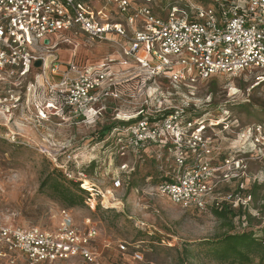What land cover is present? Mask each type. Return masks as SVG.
I'll return each mask as SVG.
<instances>
[{
    "label": "built area",
    "instance_id": "built-area-1",
    "mask_svg": "<svg viewBox=\"0 0 264 264\" xmlns=\"http://www.w3.org/2000/svg\"><path fill=\"white\" fill-rule=\"evenodd\" d=\"M92 1L0 0V88L7 79L24 80L35 69V78L43 79L51 99L60 102H56L60 112L66 108L94 121L103 114L108 99L117 102L124 96L119 90L121 80L112 70L117 60L109 58L92 66L75 60L64 65L49 59L51 50L60 43H71L80 36L118 43L123 52L119 63L129 68L133 61L136 75L144 83L142 73L149 72L155 77L168 75L171 82L184 85L245 74H255L259 83L264 82L260 79L264 75V0H259V6L257 0H250L246 7L244 0H208L211 4L204 6L187 1L184 7L172 5L158 8V12L149 6L153 0H98L97 7ZM111 6L117 7L124 24L111 22ZM37 61L42 62L40 68L35 67ZM7 95H0L3 111L21 106V96ZM47 107L55 105L51 101ZM189 109L165 110L163 114L169 112L165 118L153 121L146 118L155 115L144 116L142 109L139 115L145 118L127 121L131 123L120 127L115 143L140 158L154 147L170 154L172 170L164 169L170 180L156 185V191L177 206L204 210L213 203L220 206L227 202L233 207L249 204L250 197L244 196V158H221L217 139L206 134L220 122L194 116ZM260 129L254 134L252 127L247 130L258 148L264 146ZM231 183L237 185L234 191L217 195L223 185ZM121 186L120 179L114 180L115 188ZM94 195L91 191L86 201L91 209L97 205ZM58 218V225L49 230L0 220V259L8 264H56L73 259L103 264L95 250L98 226L87 219L85 226L79 227L67 208L59 210ZM117 249L135 261L144 259L139 245L121 241Z\"/></svg>",
    "mask_w": 264,
    "mask_h": 264
},
{
    "label": "rangeland",
    "instance_id": "rangeland-1",
    "mask_svg": "<svg viewBox=\"0 0 264 264\" xmlns=\"http://www.w3.org/2000/svg\"><path fill=\"white\" fill-rule=\"evenodd\" d=\"M97 1H92L96 7L100 5ZM187 1L196 6L211 4L208 0H153L149 6L158 12L172 5L184 7ZM109 17L111 22L125 23L116 6L110 7ZM71 41L52 49L49 59L64 65L75 60L98 66L113 58L117 62L112 70L125 85L124 96L117 102L108 99L103 114L90 122L66 108L60 112L57 100H52L43 87V79L35 78V69L24 80L7 79L0 95L21 96V106L9 112L0 108V220L49 230L58 225L59 210L67 208L79 227H84L87 219L98 226L95 250L103 264H220L210 256L209 240L234 232L264 235V146L256 147L247 133L249 127L253 128L251 134L259 133V126L264 125V82L259 83L255 74H245L184 85L171 82L168 75L155 77L149 72L142 73L145 83L133 89L136 82L131 85L127 81L138 76V70L133 61L127 69L119 63L123 52L118 43L98 42L87 36ZM51 101L55 107L48 109ZM172 108H191L204 119L220 122L206 133L220 144V157L244 158L243 182L250 201L240 217L220 220L210 207L196 210L175 205L156 191L158 167L154 163L165 161L164 157L170 162L169 153L154 147L148 160L142 161L129 149H114L107 139L101 141L99 137L102 126L132 121L142 109L144 116L159 117ZM260 130L264 133V127ZM53 169L91 189L95 209L87 205L67 207L49 186H41ZM116 179L121 180L120 188L114 187ZM236 187L235 183L223 185L217 195L224 196ZM121 241L139 245L143 261L118 252ZM0 264L8 263L0 259ZM56 264L83 263L73 259Z\"/></svg>",
    "mask_w": 264,
    "mask_h": 264
},
{
    "label": "trees",
    "instance_id": "trees-1",
    "mask_svg": "<svg viewBox=\"0 0 264 264\" xmlns=\"http://www.w3.org/2000/svg\"><path fill=\"white\" fill-rule=\"evenodd\" d=\"M133 82H136L133 89H138V87L143 84V80L140 76L130 79L127 81V84L132 85ZM124 86L125 85H123V83L119 84V90L122 93ZM262 86H264V84ZM188 111L192 112V115L194 116L198 114L194 113L191 108ZM168 113L169 112H166L159 117L152 116L146 119L151 121L163 119ZM142 118L145 117L139 116L138 120ZM129 123L131 122H113L102 126L99 130V137L101 138V141L107 139L111 146H114V149L120 150V146L115 143V137L116 134L118 135V133H120V127L128 125ZM115 130L117 131L115 132ZM110 140H112V142H110ZM148 154L149 152L143 153L141 155V159L148 160ZM170 158V162H168L166 157H164L163 159H165V161L161 159L162 161H157L159 164L154 163L158 167L157 175L155 176L157 185L163 181L170 180V177L166 176L164 172V169L170 166L169 164L172 165L173 159L171 156ZM151 159L155 158L151 157ZM63 173L64 172H62V170L53 169L51 174L42 182L41 186H49L54 196L67 207L71 208L87 205L86 201L90 198V192L87 188H82L79 183L69 180ZM247 190L248 189L246 187L244 190V196L250 197V195H247ZM208 207H210L214 216L220 220H227L231 217H240L241 212L247 209V205L240 204L238 207H233L227 202H222L220 206H216L214 203L209 204ZM209 243H212L211 249L209 250L210 256L220 264H264V235L254 233L252 231L226 233L222 237L209 240Z\"/></svg>",
    "mask_w": 264,
    "mask_h": 264
},
{
    "label": "snow or ice",
    "instance_id": "snow-or-ice-1",
    "mask_svg": "<svg viewBox=\"0 0 264 264\" xmlns=\"http://www.w3.org/2000/svg\"><path fill=\"white\" fill-rule=\"evenodd\" d=\"M249 2H250V0H244V4H243V6L246 7L247 4H248ZM257 4H258V6H259V0H257ZM260 79H261V80H264V75H262V76L260 77ZM236 91H237V89L234 88V89L232 90L233 94H235ZM123 167L127 168L128 165L125 164V165H123Z\"/></svg>",
    "mask_w": 264,
    "mask_h": 264
},
{
    "label": "water",
    "instance_id": "water-1",
    "mask_svg": "<svg viewBox=\"0 0 264 264\" xmlns=\"http://www.w3.org/2000/svg\"><path fill=\"white\" fill-rule=\"evenodd\" d=\"M41 65H42V62H41V61H37V62L35 63V67H36V68H40Z\"/></svg>",
    "mask_w": 264,
    "mask_h": 264
}]
</instances>
